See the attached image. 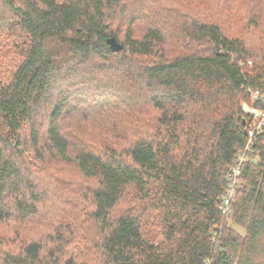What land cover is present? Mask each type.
<instances>
[{"label":"trees","instance_id":"1","mask_svg":"<svg viewBox=\"0 0 264 264\" xmlns=\"http://www.w3.org/2000/svg\"><path fill=\"white\" fill-rule=\"evenodd\" d=\"M2 58L0 224L18 225L0 264H264V132L212 239L247 140L242 102L264 92V0H0ZM50 153L93 181L85 217L60 221ZM36 217L58 223L27 239Z\"/></svg>","mask_w":264,"mask_h":264},{"label":"rangeland","instance_id":"2","mask_svg":"<svg viewBox=\"0 0 264 264\" xmlns=\"http://www.w3.org/2000/svg\"><path fill=\"white\" fill-rule=\"evenodd\" d=\"M17 3H22V0H17ZM141 27V24H138L136 26V32H139ZM4 59L2 58V62ZM8 67V62L5 60L3 63H0V78H3L5 75L6 68ZM84 98H81V100ZM91 99H88V101ZM116 108V111L114 113H110V116L113 117V119L108 123L112 124L110 127H108L109 130V136L111 137L112 143L115 142H124L122 138L125 136L130 135V130L128 129L129 123L127 121H121L119 119H115V115L118 113V108ZM101 121H92V123H89L86 127L90 132L91 136H99V126ZM80 131V130H79ZM78 147V146H77ZM74 153V149L72 151ZM51 161L53 163L52 170L54 171V178H57V184L58 188H61L64 190L63 193L56 191L53 189V191L57 194H59L58 197H56L54 200H56L55 206L59 205V209L64 210V212L67 215H63L61 218V222L65 219L69 218L72 213L74 215H79L80 217H85V208L87 207V193L89 186L93 184V181L90 179H87L80 175L79 170L75 167V165L71 162L62 161L57 158L54 154H49ZM44 175L43 172H39V175L37 177L44 178L42 176ZM45 179V178H44ZM60 184V186H59ZM52 189V184H51ZM70 196V200L68 201L66 198ZM75 196V197H74ZM129 197H132V193L128 195ZM131 203H137L141 209H143L146 213L153 210V203L150 201L140 203L137 200V195H134L132 199L130 200ZM233 208V215H234V204H232ZM58 209V210H59ZM232 215V218H233ZM224 218V217H223ZM231 218V219H232ZM37 217L34 220H28L24 221L21 225V229L26 235H28L27 239H29L32 236H38L42 233H47L51 229V224L53 222L58 223V218H54L52 220L50 219H41L36 221ZM16 222H19L18 220L13 219ZM233 220V219H232ZM229 219V221H225V224L232 225L233 222ZM224 224V225H225ZM18 223L11 222V223H2L0 224V247H11L13 245L17 244V237L15 234V229ZM218 225H221L218 224ZM61 226V225H60ZM62 227V226H61ZM217 226H213L214 229H216ZM236 231H239L241 233H244V229L239 226H234ZM224 231V230H223ZM223 234V233H222ZM213 239V238H212ZM262 257L264 259V252L262 254Z\"/></svg>","mask_w":264,"mask_h":264},{"label":"built area","instance_id":"3","mask_svg":"<svg viewBox=\"0 0 264 264\" xmlns=\"http://www.w3.org/2000/svg\"><path fill=\"white\" fill-rule=\"evenodd\" d=\"M251 92V102L243 101L242 108L250 116V122L247 123V140L244 147L236 156L235 164L230 168L227 173V187L226 193L220 202V211L223 214V223L216 225L213 232V241L219 243L222 237L225 221L232 220L233 208L232 204L237 194V188L240 183V176L242 173L243 164L249 159H258L256 153L257 140L259 135L264 132V92L260 90L249 89ZM217 251H222L223 247H216ZM207 264H213L211 257L207 258Z\"/></svg>","mask_w":264,"mask_h":264},{"label":"water","instance_id":"4","mask_svg":"<svg viewBox=\"0 0 264 264\" xmlns=\"http://www.w3.org/2000/svg\"><path fill=\"white\" fill-rule=\"evenodd\" d=\"M107 43H108L110 49L114 52H119L124 48L123 43L119 42L115 36L108 37ZM245 124H246V121L244 120V125ZM244 132H245V134L247 133L246 128H245Z\"/></svg>","mask_w":264,"mask_h":264}]
</instances>
